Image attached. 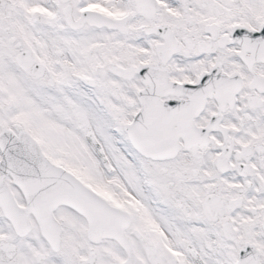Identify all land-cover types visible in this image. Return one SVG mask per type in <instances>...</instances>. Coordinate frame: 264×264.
<instances>
[{"label":"snow or ice","instance_id":"snow-or-ice-1","mask_svg":"<svg viewBox=\"0 0 264 264\" xmlns=\"http://www.w3.org/2000/svg\"><path fill=\"white\" fill-rule=\"evenodd\" d=\"M0 264H264V0H0Z\"/></svg>","mask_w":264,"mask_h":264}]
</instances>
